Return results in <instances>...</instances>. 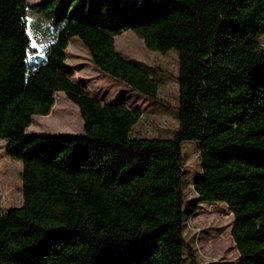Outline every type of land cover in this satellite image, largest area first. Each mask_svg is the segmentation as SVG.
I'll return each mask as SVG.
<instances>
[{"label": "trees", "instance_id": "obj_1", "mask_svg": "<svg viewBox=\"0 0 264 264\" xmlns=\"http://www.w3.org/2000/svg\"><path fill=\"white\" fill-rule=\"evenodd\" d=\"M143 1L141 21L62 18L29 69L28 0H0V140L22 164V202L0 213V264H196L184 236V141L200 153L197 199L233 215L238 264H264V0ZM127 30L150 50L178 52L169 138L132 136L140 110L96 99L65 64L76 36L98 71L157 99L155 79L115 48ZM57 91L78 106L83 132L27 135Z\"/></svg>", "mask_w": 264, "mask_h": 264}, {"label": "rangeland", "instance_id": "obj_2", "mask_svg": "<svg viewBox=\"0 0 264 264\" xmlns=\"http://www.w3.org/2000/svg\"><path fill=\"white\" fill-rule=\"evenodd\" d=\"M28 0L29 31L34 49L28 60L31 69L43 61L47 44L60 26L62 18L114 22L115 20H143L146 9L143 0H119L111 7L96 0ZM260 47L264 49V26L259 33ZM115 48L125 58L139 62L158 84L157 99H148L125 83L98 71L86 47L78 37H72L66 47L65 64L72 72L71 79L83 84L89 93L101 102L123 103L138 108L140 119L132 126L131 135L150 138H169L178 126V52L148 49L143 40L127 30L115 37ZM83 132V121L78 106L57 91L54 103L46 115H33L25 129L27 135H76ZM6 142L0 140V213L22 202L21 169L19 160L6 154ZM184 236L194 254L196 264H238L239 253L231 236L233 215L226 204L200 202L193 182L201 174V160L195 141L182 143ZM185 264H190L185 259Z\"/></svg>", "mask_w": 264, "mask_h": 264}]
</instances>
